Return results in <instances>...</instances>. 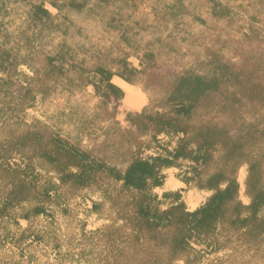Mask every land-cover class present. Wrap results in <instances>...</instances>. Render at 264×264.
I'll return each mask as SVG.
<instances>
[{
	"label": "trees",
	"instance_id": "obj_1",
	"mask_svg": "<svg viewBox=\"0 0 264 264\" xmlns=\"http://www.w3.org/2000/svg\"><path fill=\"white\" fill-rule=\"evenodd\" d=\"M258 33L264 0H0V264H36L40 244L75 264H204L225 249L230 264L264 261ZM115 76L149 95L126 124L109 106L125 95ZM88 86L94 102L26 120ZM170 167L211 192L195 209L179 190L154 191ZM86 190L100 196L88 211L108 220L91 230L70 204ZM56 209L81 224L66 249Z\"/></svg>",
	"mask_w": 264,
	"mask_h": 264
},
{
	"label": "rangeland",
	"instance_id": "obj_2",
	"mask_svg": "<svg viewBox=\"0 0 264 264\" xmlns=\"http://www.w3.org/2000/svg\"><path fill=\"white\" fill-rule=\"evenodd\" d=\"M53 12L56 10L51 8ZM260 22V21H259ZM256 38L263 40L264 33H258L255 35ZM177 62V61H176ZM130 63L132 66L140 68V61L137 57H132L130 59ZM20 68L27 72L28 74H32V71L26 66L21 65ZM126 82V81H125ZM125 85V95L119 101H113L109 105L113 107L114 105L119 106V112L117 117L120 121L126 124L124 117L127 110H137L140 111L148 102V93L145 92L143 88V81L139 80L136 84L124 83ZM67 93H58L51 99L47 101H39L37 105L34 107L28 108L26 110V120L31 122L33 119L37 118L42 121H49V116L55 112L64 110L68 107V105L76 100H86L89 103H92L96 100L94 97V88L92 86H88L83 92H77L75 96L71 97L69 100L67 97ZM215 120L222 122L226 119V116L223 114H216L214 117ZM87 138L84 139V143H87ZM168 175H174L175 178L184 182L180 179L181 171L177 167H170L165 171ZM246 165L243 166L239 171V181L241 183V198L245 203H249L250 198L245 194V178H246ZM185 183V182H184ZM186 186L183 189L182 195L187 202V205L190 209H195L198 207L206 197L211 193L209 191L200 190L196 187L189 186L185 183ZM154 191L161 197L164 190L162 187H156ZM100 196L97 192H93L91 190L84 191L83 196H78L71 201V206L74 208V212L77 215L78 219L84 220L86 222V229L91 230L95 229L102 224L108 222V220L104 218H100L96 213L89 212L88 209L92 205V200H98ZM56 218L60 227V233L65 238V249L69 243V239L73 240V234L77 230L81 224L75 221V216H63L59 209L55 210ZM41 220L43 221L46 217L41 216ZM21 224L26 226L28 223L26 220H21ZM31 250L35 253V263L36 264H75V261L72 260L74 257L73 254L70 257H60L61 259H56V255L52 250V247L49 245H35L31 247ZM232 252L231 249L221 250L212 254H207L204 259V264H230V259L226 258L228 254ZM249 254L246 256H237L239 260V264H264V261L259 258H253L251 262H247ZM77 257V255L75 256ZM84 263V261H80V264ZM88 264V263H85Z\"/></svg>",
	"mask_w": 264,
	"mask_h": 264
},
{
	"label": "crops",
	"instance_id": "obj_3",
	"mask_svg": "<svg viewBox=\"0 0 264 264\" xmlns=\"http://www.w3.org/2000/svg\"><path fill=\"white\" fill-rule=\"evenodd\" d=\"M113 80L118 83L124 90H125V84L126 83L123 79H121L120 77L115 76L113 78ZM186 186V184L180 180H178L177 178L174 177V175H168V177H166V181L163 185V190H179L180 192H183L184 187Z\"/></svg>",
	"mask_w": 264,
	"mask_h": 264
}]
</instances>
